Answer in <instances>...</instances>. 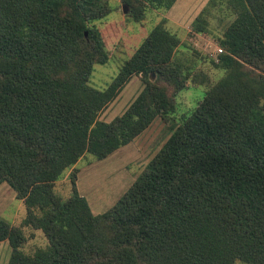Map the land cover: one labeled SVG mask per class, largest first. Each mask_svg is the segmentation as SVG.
<instances>
[{"label":"trees","instance_id":"16d2710c","mask_svg":"<svg viewBox=\"0 0 264 264\" xmlns=\"http://www.w3.org/2000/svg\"><path fill=\"white\" fill-rule=\"evenodd\" d=\"M108 1L0 0V184L24 207L20 226L46 240L24 255L20 228L0 221L6 264H264V0H208L194 18L190 32L204 34L210 9L231 17L211 63L222 76L209 85L200 75L202 99L172 121L111 208L93 215L73 177L67 199L53 192L81 157L102 160L156 117L171 122L190 77L173 60L178 39L159 23L105 89L90 87L93 66L107 61L93 22L111 12ZM175 1L121 0L132 23ZM139 75L128 107L100 121Z\"/></svg>","mask_w":264,"mask_h":264},{"label":"rangeland","instance_id":"374dc122","mask_svg":"<svg viewBox=\"0 0 264 264\" xmlns=\"http://www.w3.org/2000/svg\"><path fill=\"white\" fill-rule=\"evenodd\" d=\"M207 2L208 0H176L168 10H148L140 23H132L126 18L127 8L121 0L108 1L111 12L93 22L103 41L107 61L104 65L93 66L88 81L90 87L105 89L146 34L159 23L178 39L179 45L175 49L173 60L188 67L190 77L185 89L173 98L174 112L168 117L171 122L156 117L129 144L102 160H95L89 155L81 157L55 182V195L62 200L67 199L70 195V178L73 177L76 192L85 199L91 213L98 215L107 211L157 153L172 121L178 122L181 117L190 114L202 99L207 87L201 84L200 75L205 77L209 85L222 76V71L214 68L211 63L215 62L219 54L216 39L231 20L228 11L223 6L210 9L206 16L207 32H190L192 21ZM122 6L125 7V13L122 12ZM150 80H153V76ZM142 86L140 75L132 76L115 99L101 111L99 120L107 123L119 116L141 91ZM24 214V207L16 199L15 193L6 184H0V221L20 228L25 239L20 250L24 255L30 256L36 249L44 248L46 240L40 231L20 226ZM9 253L7 242H0V264L7 263Z\"/></svg>","mask_w":264,"mask_h":264},{"label":"water","instance_id":"95a60500","mask_svg":"<svg viewBox=\"0 0 264 264\" xmlns=\"http://www.w3.org/2000/svg\"><path fill=\"white\" fill-rule=\"evenodd\" d=\"M122 12L125 13V7L124 6H122ZM84 36H85V34H84Z\"/></svg>","mask_w":264,"mask_h":264},{"label":"built area","instance_id":"2783aa9c","mask_svg":"<svg viewBox=\"0 0 264 264\" xmlns=\"http://www.w3.org/2000/svg\"><path fill=\"white\" fill-rule=\"evenodd\" d=\"M217 52H218V53H221V50H220V49H218V50H217Z\"/></svg>","mask_w":264,"mask_h":264}]
</instances>
